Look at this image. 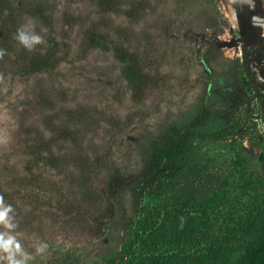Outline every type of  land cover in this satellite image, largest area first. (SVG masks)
I'll list each match as a JSON object with an SVG mask.
<instances>
[{
    "label": "rangeland",
    "instance_id": "374dc122",
    "mask_svg": "<svg viewBox=\"0 0 264 264\" xmlns=\"http://www.w3.org/2000/svg\"><path fill=\"white\" fill-rule=\"evenodd\" d=\"M9 1L45 39L28 56L57 63L22 74L18 42L0 58V264H210L212 247L242 264L235 244L264 191V42L241 40L242 15L222 0ZM174 133H189L205 176L192 210L165 223L189 195H149L136 212L129 191L110 199L113 172L133 179L148 145Z\"/></svg>",
    "mask_w": 264,
    "mask_h": 264
},
{
    "label": "trees",
    "instance_id": "16d2710c",
    "mask_svg": "<svg viewBox=\"0 0 264 264\" xmlns=\"http://www.w3.org/2000/svg\"><path fill=\"white\" fill-rule=\"evenodd\" d=\"M105 5H112L115 0H99ZM13 5L9 0H0V9H4L3 25L2 28L7 30L3 35V42L1 47L4 51L12 48L17 44V40L14 39L16 29L20 27L17 21V16L13 14ZM105 44V42L103 43ZM119 49V48H117ZM119 57L122 62L127 63L130 67L131 73L128 75L138 83H142L145 76L140 73L138 69V62L135 57L128 55L124 50L119 51ZM26 48H21L19 54H16V60H23L19 63L18 71L22 74H33L44 72L48 69H52L56 65V58L53 53L46 52L41 53L34 51L28 56ZM135 78V79H134ZM63 136L68 133L60 131ZM191 136L189 133L182 137H178L177 134L169 136H163L159 140V143L149 144L144 151L143 163L140 172L137 176L125 177L120 172L114 171L108 180V194L110 199H116L121 194L129 191L133 198V211L136 212L140 206L141 201L146 196H158V195H171L176 200L184 198L189 195L182 206L179 204H167L169 208H166L162 215V221L165 223L174 222L177 223L180 219L189 213L193 208V201L197 197L198 193L195 192L193 186L197 182H201L205 176H201L200 170L194 167L191 163L189 154V139ZM40 151L43 157V162L50 161L52 156L50 152L46 151L42 145H40ZM45 159V160H44ZM196 184V185H197ZM259 203L256 208H253L255 214L244 222V235L239 242L241 244L236 248L241 249L245 255V260L242 264H264V191L257 196ZM94 202L91 198L87 203V207H92ZM108 212L112 209L109 207ZM183 224V223H182ZM181 225V224H180ZM100 231V229H99ZM236 234L224 240V243H236ZM235 248V249H236ZM225 251L219 248H211L209 254L213 255L210 264H222V258L225 256Z\"/></svg>",
    "mask_w": 264,
    "mask_h": 264
},
{
    "label": "flooded vegetation",
    "instance_id": "af4514ba",
    "mask_svg": "<svg viewBox=\"0 0 264 264\" xmlns=\"http://www.w3.org/2000/svg\"><path fill=\"white\" fill-rule=\"evenodd\" d=\"M263 2L264 0H228L232 18L238 13L243 17L239 22L243 30L241 40L247 44H259L261 40L264 42V34L256 32L258 27L264 28ZM258 59H264L263 48L259 52ZM251 83L254 84L253 81Z\"/></svg>",
    "mask_w": 264,
    "mask_h": 264
},
{
    "label": "clouds",
    "instance_id": "9594fccd",
    "mask_svg": "<svg viewBox=\"0 0 264 264\" xmlns=\"http://www.w3.org/2000/svg\"><path fill=\"white\" fill-rule=\"evenodd\" d=\"M36 25L33 22L32 18H27L25 23L22 24L20 27L16 29V32L14 34V39L17 40V42L23 46L24 48L31 50L36 45H41L45 43V39L42 35L36 32L35 30ZM46 31V29L44 30ZM5 52L3 49H0V58L4 56ZM8 209H5V212ZM0 218H3V214H0ZM46 245H41L40 249L38 251H42L43 248H45Z\"/></svg>",
    "mask_w": 264,
    "mask_h": 264
},
{
    "label": "bare ground",
    "instance_id": "6f19581e",
    "mask_svg": "<svg viewBox=\"0 0 264 264\" xmlns=\"http://www.w3.org/2000/svg\"><path fill=\"white\" fill-rule=\"evenodd\" d=\"M222 2H224L225 4H228V0H222ZM228 9H229V7H228ZM230 15H231V17H232V14H231V12H230V9H229V12H228Z\"/></svg>",
    "mask_w": 264,
    "mask_h": 264
}]
</instances>
